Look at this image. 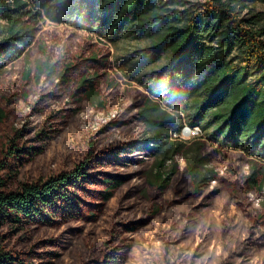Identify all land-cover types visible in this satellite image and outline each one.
I'll list each match as a JSON object with an SVG mask.
<instances>
[{
  "label": "rangeland",
  "instance_id": "rangeland-1",
  "mask_svg": "<svg viewBox=\"0 0 264 264\" xmlns=\"http://www.w3.org/2000/svg\"><path fill=\"white\" fill-rule=\"evenodd\" d=\"M41 1L28 2L30 7L40 10ZM207 1L158 0L170 7L202 6ZM256 7L264 10L263 5ZM39 27L37 42L0 71V114L6 115L0 122V158L4 146L12 138L18 140V136L21 144L26 142L27 146L41 145L44 141L49 144L33 161L13 167L12 173L16 174L7 178L9 185L16 188L21 182L45 180L71 170L85 159L90 147L112 143L115 147L105 151L104 159L90 172L96 178L122 176L126 180L101 212L97 202L91 203L92 196L87 195L95 191H79L87 202L83 204L94 214L92 218L76 216L67 223L32 228L5 227L2 232L6 247L17 252L26 264H95L101 260L104 241L109 239L115 245H127L120 248L126 249L122 264H224L237 252L243 256L235 255L233 264H264V248L252 247L251 253L240 252L245 249L243 239L254 214L248 217L242 204L248 203L245 210L252 206L261 209L264 190L258 194L248 189L246 176L252 163L239 153L227 157L217 152L216 141H212L214 145L207 144L212 158L202 170L206 178L200 193H192L182 154L167 159L161 168L169 173L177 167L171 185L161 190L154 183L161 157L155 145L148 141L149 129L138 118L139 104L133 103L154 82L164 80L162 72L168 55L152 54L135 30L115 34L96 28L92 32L49 16L41 19ZM93 47L108 50L110 63L95 78L94 85H101L90 98L83 96L86 89L76 96L70 93L74 85H68L61 73L48 76L47 70L40 71L46 55L52 54L55 59L64 54L69 59L68 49L87 54ZM76 69L71 70L73 74ZM87 71L91 75L95 72L92 67ZM171 86L166 84L163 88L166 91ZM182 86V92L191 91L197 101L200 99L195 81L184 82ZM182 116L180 139L187 141L192 150L196 141L208 134V129L197 123L192 113ZM127 118L129 121H125ZM194 127L200 128L196 135L191 133ZM45 134L49 137L42 141ZM215 138L211 135L209 139ZM212 171L218 172L222 179H213ZM122 202L124 209L113 216L114 208ZM121 214L125 222H144L131 232L120 225L123 233L117 236L113 222ZM225 224H230V228L224 231ZM263 231L264 226H259L254 232L258 236Z\"/></svg>",
  "mask_w": 264,
  "mask_h": 264
},
{
  "label": "trees",
  "instance_id": "trees-1",
  "mask_svg": "<svg viewBox=\"0 0 264 264\" xmlns=\"http://www.w3.org/2000/svg\"><path fill=\"white\" fill-rule=\"evenodd\" d=\"M28 1L0 0V36L4 32V37L0 38V71L37 42L39 23L45 16L77 28L92 29V32L96 28L115 34L135 30L152 54L169 57L162 72L164 80L154 82L147 93L133 103L139 104L138 118L149 129L148 141L155 145L161 157L154 176L156 187L165 190L171 185L177 167L169 173L161 168L167 159L182 154L192 193H200L201 183L206 178L202 170L212 158L207 144L214 145L212 141H216L217 152L227 157L239 153L237 155L252 163L246 176L248 189L258 194L263 192L264 10L256 5L264 6V0H208L202 6L187 7H170L158 0H42L40 10L30 7ZM52 7L55 8L53 12L50 11ZM68 52L69 59L64 54L55 59L52 54L46 55L40 71L47 70L48 76L61 73L68 85H74L70 93L76 96L86 89L83 96L90 98L99 91L101 84L94 85V81L110 63L109 51L93 47L87 54L83 50L68 49ZM75 67L78 77L71 71ZM89 67L94 68L93 75L87 71ZM193 81L200 89L198 101L191 91L182 92L183 83ZM166 84L173 86L165 91L163 85ZM189 112L197 123H203L208 129L207 135L202 130L203 138L196 141L192 150L187 141L180 139L184 126L182 115ZM5 118L1 113L0 122ZM175 132L178 136L173 137ZM211 135H215V140L209 139ZM48 137L45 134L41 140ZM20 141L19 136L18 140L12 138L4 146L0 158V264H26L17 252L6 247L2 232L5 227L28 225L32 228L47 223H67L76 216L92 218L94 214L83 204L87 202L79 191H95L87 195L92 196L91 203L97 202L101 212L121 182L126 180L122 176L96 178V174L90 172L104 159V152L115 147L112 143L90 147L85 159L71 170L45 180L21 182L12 188L8 179L16 174L12 173L13 167L33 161V157L49 144L44 141L41 145L27 146ZM254 156L263 160L257 161ZM211 176L222 179L218 172L212 171ZM101 183L104 185L99 188ZM123 205L122 202L114 208L113 216L124 209ZM242 205L248 217L254 212L243 239L245 249L240 251L245 254L251 253L252 247L264 248V231L258 236L254 232L256 227L264 226V203L258 210L253 206L245 210L246 202ZM142 222L144 220L125 222L121 214L114 220L113 227L118 236L123 233L120 225L131 232ZM224 227L225 231L230 224ZM122 247L127 245L105 240L101 260L95 264H122L126 252V249L120 250ZM235 255L243 256L239 252ZM235 255L224 264H233Z\"/></svg>",
  "mask_w": 264,
  "mask_h": 264
},
{
  "label": "built area",
  "instance_id": "built-area-1",
  "mask_svg": "<svg viewBox=\"0 0 264 264\" xmlns=\"http://www.w3.org/2000/svg\"><path fill=\"white\" fill-rule=\"evenodd\" d=\"M193 130H191V133L193 134V135H196V134H198L199 132H200V128L199 127H194V128H192ZM174 134H176L177 135V133L175 132Z\"/></svg>",
  "mask_w": 264,
  "mask_h": 264
}]
</instances>
